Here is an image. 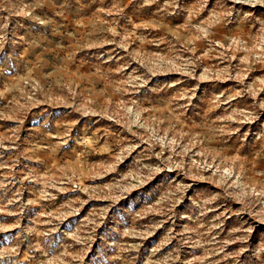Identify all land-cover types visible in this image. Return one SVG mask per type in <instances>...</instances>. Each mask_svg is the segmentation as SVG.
I'll return each instance as SVG.
<instances>
[{
  "label": "rangeland",
  "instance_id": "1",
  "mask_svg": "<svg viewBox=\"0 0 264 264\" xmlns=\"http://www.w3.org/2000/svg\"><path fill=\"white\" fill-rule=\"evenodd\" d=\"M0 264H264V0H0Z\"/></svg>",
  "mask_w": 264,
  "mask_h": 264
}]
</instances>
